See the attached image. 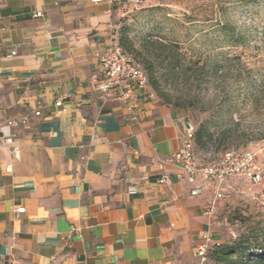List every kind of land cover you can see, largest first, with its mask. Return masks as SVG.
I'll return each instance as SVG.
<instances>
[{"label": "crops", "instance_id": "0c3cea01", "mask_svg": "<svg viewBox=\"0 0 264 264\" xmlns=\"http://www.w3.org/2000/svg\"><path fill=\"white\" fill-rule=\"evenodd\" d=\"M126 5L0 0V125L17 122L11 135L19 148L15 159L0 143V264L196 257L211 192L199 175L189 182L163 162L180 146V120L154 98H142L132 120L92 83L94 54L108 51ZM197 186L203 190L194 196Z\"/></svg>", "mask_w": 264, "mask_h": 264}, {"label": "rangeland", "instance_id": "374dc122", "mask_svg": "<svg viewBox=\"0 0 264 264\" xmlns=\"http://www.w3.org/2000/svg\"><path fill=\"white\" fill-rule=\"evenodd\" d=\"M113 35L159 105L194 132L213 134L194 145L199 163L227 150L254 155L259 183L231 177L208 185L211 196L221 193L208 232L220 245L248 238L249 252L264 248V0H140L120 10ZM215 247L189 264H214Z\"/></svg>", "mask_w": 264, "mask_h": 264}, {"label": "built area", "instance_id": "2783aa9c", "mask_svg": "<svg viewBox=\"0 0 264 264\" xmlns=\"http://www.w3.org/2000/svg\"><path fill=\"white\" fill-rule=\"evenodd\" d=\"M93 3L108 0H91ZM126 3L132 8H137L140 0H126ZM40 17L41 12L34 14ZM16 53L13 49L10 54ZM98 62V74L92 77V83L95 91L102 99L114 98L122 104L123 110L130 116L132 120L137 119L139 111V102L142 98L153 99L154 94L147 88V77L144 71L134 63L131 57L122 49L114 37L111 38L109 49L105 54H94ZM56 107L61 106V99L55 102ZM40 112H34L35 116H39ZM181 134L180 146L169 157L163 160L179 166L189 182H193L196 175H199L205 185L220 184L224 180L231 177H243L254 183L261 181V170L255 162L254 155L250 151H225L216 161L209 164L199 163L194 154V126L188 120H180ZM17 125V122L10 120L0 125V143L9 146L13 158H19V148L12 145L11 129ZM160 164L162 163L159 162ZM10 167L6 168L8 172ZM164 177L160 178L159 183L164 181ZM203 187L197 186L192 189V195L202 193ZM130 194H134L131 189ZM221 198L219 188L212 191L209 202V210L214 207L216 202ZM24 208H18L17 214L23 213ZM234 236V235H233ZM211 245H219V242L213 240L209 232L202 234L200 241L195 246V255L204 260L207 250Z\"/></svg>", "mask_w": 264, "mask_h": 264}, {"label": "trees", "instance_id": "16d2710c", "mask_svg": "<svg viewBox=\"0 0 264 264\" xmlns=\"http://www.w3.org/2000/svg\"><path fill=\"white\" fill-rule=\"evenodd\" d=\"M123 46V42H120ZM213 134L205 128H198L193 135L194 145L203 147L214 141ZM209 258L214 264H264V248L249 252L248 238H241L230 244L215 245Z\"/></svg>", "mask_w": 264, "mask_h": 264}]
</instances>
